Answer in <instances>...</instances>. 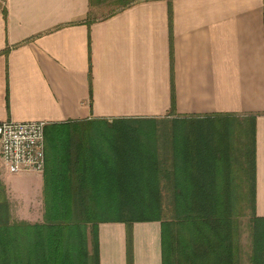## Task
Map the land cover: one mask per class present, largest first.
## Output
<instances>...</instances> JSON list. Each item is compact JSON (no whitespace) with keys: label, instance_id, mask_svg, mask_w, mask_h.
<instances>
[{"label":"crops","instance_id":"1","mask_svg":"<svg viewBox=\"0 0 264 264\" xmlns=\"http://www.w3.org/2000/svg\"><path fill=\"white\" fill-rule=\"evenodd\" d=\"M101 1L0 0V123L74 121L101 139L154 135L171 117L254 114L263 216L264 0H137L96 18ZM42 175L31 208H43ZM123 224L97 225L99 264L127 263ZM129 242L132 264H161L158 221L134 222Z\"/></svg>","mask_w":264,"mask_h":264},{"label":"trees","instance_id":"2","mask_svg":"<svg viewBox=\"0 0 264 264\" xmlns=\"http://www.w3.org/2000/svg\"><path fill=\"white\" fill-rule=\"evenodd\" d=\"M169 119L153 136L101 139L74 121L46 124L42 220L14 219L0 180V264H99L103 222L124 223L132 264V224L145 221L160 223L161 264H264L256 117Z\"/></svg>","mask_w":264,"mask_h":264},{"label":"built area","instance_id":"3","mask_svg":"<svg viewBox=\"0 0 264 264\" xmlns=\"http://www.w3.org/2000/svg\"><path fill=\"white\" fill-rule=\"evenodd\" d=\"M45 121H12L0 123V165L9 173L44 169Z\"/></svg>","mask_w":264,"mask_h":264},{"label":"rangeland","instance_id":"4","mask_svg":"<svg viewBox=\"0 0 264 264\" xmlns=\"http://www.w3.org/2000/svg\"><path fill=\"white\" fill-rule=\"evenodd\" d=\"M133 2L137 0H102L101 3L97 6V10L95 11L94 16L96 18L104 17L107 14L116 11L126 2ZM150 136H153L151 134ZM5 181L8 187L11 190L13 205L10 208V213L14 219H18V217H23L26 219H32L33 217L40 215L43 208L34 207V203L36 202V191L38 185V173L32 171H21L18 173H9L4 170ZM264 199V188L259 189V200ZM260 208V207H259ZM20 220V219H18ZM242 243L244 246V250L248 252L249 250V239L248 234L245 232L243 234ZM245 259V264H247V259Z\"/></svg>","mask_w":264,"mask_h":264}]
</instances>
